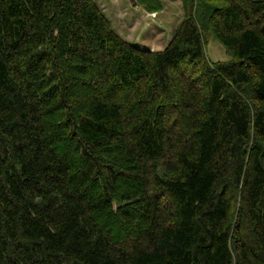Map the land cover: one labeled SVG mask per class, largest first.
Returning <instances> with one entry per match:
<instances>
[{"label":"trees","instance_id":"trees-1","mask_svg":"<svg viewBox=\"0 0 264 264\" xmlns=\"http://www.w3.org/2000/svg\"><path fill=\"white\" fill-rule=\"evenodd\" d=\"M179 1L0 0V264H264V0Z\"/></svg>","mask_w":264,"mask_h":264},{"label":"rangeland","instance_id":"rangeland-1","mask_svg":"<svg viewBox=\"0 0 264 264\" xmlns=\"http://www.w3.org/2000/svg\"><path fill=\"white\" fill-rule=\"evenodd\" d=\"M96 1L114 30L124 40L147 51L163 50L184 16L182 2L179 0H162L165 8L157 14L137 7L134 0ZM206 52L208 60L212 62L231 59L225 47L211 36L207 40Z\"/></svg>","mask_w":264,"mask_h":264},{"label":"bare ground","instance_id":"bare-ground-1","mask_svg":"<svg viewBox=\"0 0 264 264\" xmlns=\"http://www.w3.org/2000/svg\"><path fill=\"white\" fill-rule=\"evenodd\" d=\"M155 43V42H154Z\"/></svg>","mask_w":264,"mask_h":264}]
</instances>
